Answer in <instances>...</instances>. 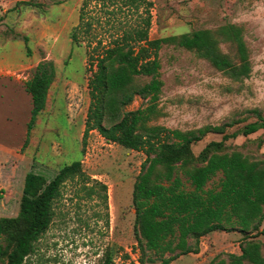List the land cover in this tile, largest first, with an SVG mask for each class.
<instances>
[{"label": "rangeland", "instance_id": "374dc122", "mask_svg": "<svg viewBox=\"0 0 264 264\" xmlns=\"http://www.w3.org/2000/svg\"><path fill=\"white\" fill-rule=\"evenodd\" d=\"M19 1L38 7L16 8ZM145 1L151 4L150 39L234 23L243 27L251 63L248 78L232 81L194 53L164 45L159 50L163 87L158 102L163 115L156 124L186 131L226 123L240 116L236 111L256 108L264 116V0ZM81 2L0 0V77H9L0 80V217L17 215L27 172L49 180L65 164L80 160L82 176L63 186L53 204L52 222L26 264H99L112 246L118 250L115 264H139L131 195L146 156L107 142L96 130L84 137L91 72L85 49L72 47L69 38L78 23ZM103 31L99 29L102 35ZM24 36L29 40L30 56ZM103 37L104 45L109 38ZM42 61L54 63L55 78L28 145L22 149L31 113V98L24 85ZM145 102L135 97L126 110H136ZM220 138L207 135L193 146L194 153ZM231 142L245 154L264 158V130ZM220 177L218 173L206 187H215ZM83 184L95 190L91 197L80 190ZM239 239L236 232H214L201 239L197 254L180 256L169 264H209L217 256L239 252Z\"/></svg>", "mask_w": 264, "mask_h": 264}, {"label": "trees", "instance_id": "16d2710c", "mask_svg": "<svg viewBox=\"0 0 264 264\" xmlns=\"http://www.w3.org/2000/svg\"><path fill=\"white\" fill-rule=\"evenodd\" d=\"M21 5L38 7L23 1L15 7ZM150 5L145 0H82L78 23L69 32L72 47L85 49L91 72L84 137L96 130L107 142L146 156L131 195L137 261L169 264L180 256L197 254L207 235L236 232L240 254L220 255L209 264H264V158L245 154L231 142L264 130L261 111H236L240 116L226 123L186 131L155 123L163 115L158 108L163 87L159 50L173 45L192 52L225 77L241 82L251 72L243 27L227 22L213 29L150 39ZM103 36L109 38L104 45ZM22 39L30 56L28 37ZM55 73L52 61H42L25 82L31 113L22 149L45 108ZM135 97L146 100L145 104L126 110ZM209 134L221 138L195 154L193 146ZM218 173L217 185L207 188ZM80 176V160L65 164L49 180L34 171L25 174L17 215L0 217V264H26L52 222L53 204L63 186ZM80 190L90 197L95 193L84 184ZM117 251L108 247L99 264H115Z\"/></svg>", "mask_w": 264, "mask_h": 264}, {"label": "crops", "instance_id": "0c3cea01", "mask_svg": "<svg viewBox=\"0 0 264 264\" xmlns=\"http://www.w3.org/2000/svg\"><path fill=\"white\" fill-rule=\"evenodd\" d=\"M4 70H8L6 67L4 68ZM3 78H9V77H5V76H3V77H0V80H2ZM3 150H7L6 148H4ZM8 151H10V150H8ZM235 254H240V250H239V252H236Z\"/></svg>", "mask_w": 264, "mask_h": 264}]
</instances>
